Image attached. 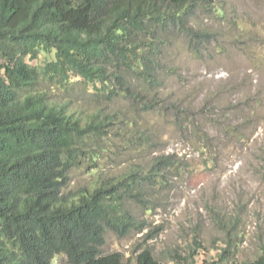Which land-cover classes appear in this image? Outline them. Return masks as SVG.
Returning a JSON list of instances; mask_svg holds the SVG:
<instances>
[{
    "label": "trees",
    "instance_id": "1",
    "mask_svg": "<svg viewBox=\"0 0 264 264\" xmlns=\"http://www.w3.org/2000/svg\"><path fill=\"white\" fill-rule=\"evenodd\" d=\"M198 15L220 20L227 10L219 0H0V264H55L59 256L125 264L123 254L104 252L108 232L143 229L134 206L150 209L148 186L181 166L161 156L150 170L101 176L111 136L153 144L109 105L153 104L139 84L159 87L178 73L164 61L166 49L184 38L200 56L217 37L192 25ZM42 51L55 59L40 67L27 61ZM76 86L92 94L91 111H71ZM89 167L96 180L65 191L73 171ZM137 264L162 263L145 249ZM251 264H264V252Z\"/></svg>",
    "mask_w": 264,
    "mask_h": 264
},
{
    "label": "rangeland",
    "instance_id": "2",
    "mask_svg": "<svg viewBox=\"0 0 264 264\" xmlns=\"http://www.w3.org/2000/svg\"><path fill=\"white\" fill-rule=\"evenodd\" d=\"M219 1L226 18L192 20L217 33L213 43L198 56L186 39L173 42L164 61L178 73L166 75L159 87L139 84L151 106L121 98L109 105L153 144L129 146L111 136L101 176L118 178L135 166L150 170L161 156L181 166L164 174L165 183L148 186L150 209L134 206L143 229L125 237L108 232L104 252L123 254L125 264H137L145 249L162 264H251L263 255L264 0ZM54 59L42 51L27 61L40 67ZM48 89L52 96L58 91L55 100L67 101L64 91ZM74 90L71 111L97 106L92 94ZM96 177L90 167L76 169L65 191L86 188ZM55 264L68 259L59 256Z\"/></svg>",
    "mask_w": 264,
    "mask_h": 264
}]
</instances>
